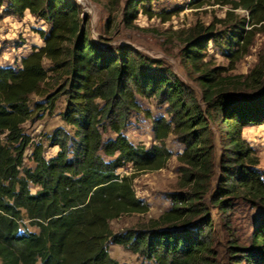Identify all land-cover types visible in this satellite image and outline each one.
<instances>
[{
    "label": "trees",
    "instance_id": "16d2710c",
    "mask_svg": "<svg viewBox=\"0 0 264 264\" xmlns=\"http://www.w3.org/2000/svg\"><path fill=\"white\" fill-rule=\"evenodd\" d=\"M4 1L7 14L28 11L49 27L35 29L42 45H32L14 65H0L1 264H144L112 258L108 243L149 264H213L212 210L230 231L236 202L261 213L249 244L232 236L225 252L234 264H264V171L243 137L244 129L264 123V57L234 75L205 59L211 41L234 69L264 21V0H189L195 9L229 5L224 17L196 23L183 39L180 58L198 73L200 99L161 61L128 45L101 50L74 0H0V6ZM144 2H125L126 25L139 12L166 22L180 10L156 12ZM32 96L39 99L31 102ZM138 97L166 104L167 116L153 117ZM60 98L58 114L69 129L57 126L34 141L24 124L53 114ZM133 112L151 118L154 143L148 147L123 132ZM108 132L114 136L105 137ZM170 134L184 145L177 154L184 191L170 193V207L147 224L114 232L111 220L148 211L133 179L166 165L173 154L165 144ZM44 139L58 148L54 155L46 156ZM127 165L129 172L118 171ZM23 218L38 231H21Z\"/></svg>",
    "mask_w": 264,
    "mask_h": 264
},
{
    "label": "rangeland",
    "instance_id": "374dc122",
    "mask_svg": "<svg viewBox=\"0 0 264 264\" xmlns=\"http://www.w3.org/2000/svg\"><path fill=\"white\" fill-rule=\"evenodd\" d=\"M84 17L86 26L90 31L91 40L103 51L116 49L122 45H128L136 50L140 55L148 57L153 61H161L169 66L172 71L196 94L200 99V87L195 77L198 75L188 64L182 62L180 49L183 46L185 33L196 23L209 25L215 18H222L229 5L222 6L218 3L204 5L199 9L191 8L189 0H145V5L156 12L180 8L170 20L161 22L159 18H148L139 12L137 18L131 26L124 23L122 19V9L127 0H74ZM118 1V4L116 2ZM5 1L0 6V65H14L19 62V58L26 55L32 45H42L43 41L35 29L47 30L49 25L38 18L32 16L28 11L22 17L10 15L5 12ZM241 17H247L248 13L243 9L235 10ZM112 20L109 22V20ZM246 28L251 26L247 23ZM258 30L255 32L248 53L235 63L234 69H229V60L220 54L217 47L209 41L206 61L210 66H224L227 74H245L251 69L261 57H264V21L257 24ZM219 29L222 26L217 24ZM39 97L32 96L31 102ZM138 101L143 109H148L153 117L164 115L166 104H159L153 97H138ZM64 108V100L60 98L56 110L51 115H45L39 120H31L24 124V129L31 135L34 141L43 138L44 133H50L57 126H66L59 116V111ZM124 134L133 143H142L150 146L153 141L151 130V118L144 113L133 112ZM105 137L114 136L108 132ZM243 137L255 149L259 157L258 168L264 171V123L258 126H251L244 129ZM45 154L47 157L54 155L58 148L48 146L44 139ZM166 147L172 151V156L166 165L158 170L137 173L133 179V188L136 195L149 204L146 213H132L122 215L110 221V227L114 232L122 231L126 228H134L147 224L150 219L157 218L171 205L169 194L184 191L179 187L181 166L177 159V154L181 153L184 145L178 141L173 134L165 140ZM29 152V150H28ZM27 154V153H26ZM26 166H33L30 159H25ZM130 165L120 168L121 173L129 172ZM38 189L36 185H30L31 192ZM261 213L259 208L243 202H236L232 211V229H224L223 222L219 220L218 214L212 210L214 219V243L217 251L213 264H234L232 258L227 256L226 245L230 237H235L242 245H248L252 226L256 217ZM221 219H224L222 216ZM20 230L37 232L38 228L31 225L29 220L23 218L20 221ZM110 256L119 262L149 264L137 254H134L121 245L108 243ZM1 264V262H0Z\"/></svg>",
    "mask_w": 264,
    "mask_h": 264
}]
</instances>
